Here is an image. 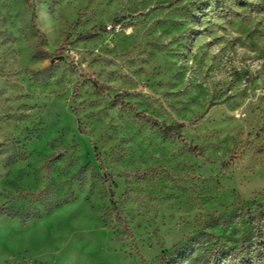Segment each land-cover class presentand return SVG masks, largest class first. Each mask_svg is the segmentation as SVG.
Returning a JSON list of instances; mask_svg holds the SVG:
<instances>
[{
    "label": "rangeland",
    "instance_id": "1",
    "mask_svg": "<svg viewBox=\"0 0 264 264\" xmlns=\"http://www.w3.org/2000/svg\"><path fill=\"white\" fill-rule=\"evenodd\" d=\"M0 264H264V0H0Z\"/></svg>",
    "mask_w": 264,
    "mask_h": 264
},
{
    "label": "trees",
    "instance_id": "2",
    "mask_svg": "<svg viewBox=\"0 0 264 264\" xmlns=\"http://www.w3.org/2000/svg\"><path fill=\"white\" fill-rule=\"evenodd\" d=\"M149 121H150V119H148ZM155 123V122H154ZM155 124H157V123H155ZM164 134H167L168 135V133H167V131L166 130H164ZM177 138H182L181 136H178Z\"/></svg>",
    "mask_w": 264,
    "mask_h": 264
}]
</instances>
